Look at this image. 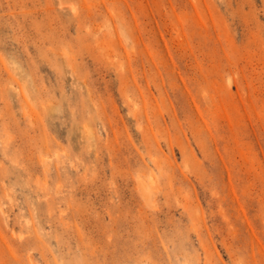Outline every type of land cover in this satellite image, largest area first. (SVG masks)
<instances>
[{"label":"rangeland","instance_id":"374dc122","mask_svg":"<svg viewBox=\"0 0 264 264\" xmlns=\"http://www.w3.org/2000/svg\"><path fill=\"white\" fill-rule=\"evenodd\" d=\"M0 264H264V0H0Z\"/></svg>","mask_w":264,"mask_h":264}]
</instances>
